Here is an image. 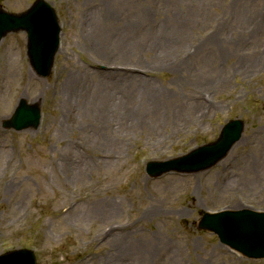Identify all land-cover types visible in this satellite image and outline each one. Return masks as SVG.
Listing matches in <instances>:
<instances>
[{
  "label": "rangeland",
  "instance_id": "obj_1",
  "mask_svg": "<svg viewBox=\"0 0 264 264\" xmlns=\"http://www.w3.org/2000/svg\"><path fill=\"white\" fill-rule=\"evenodd\" d=\"M45 1L62 31L46 77L25 32L0 40V255L264 264L198 229L208 211H264V0ZM20 99L39 106V125L3 128ZM233 119L240 137L211 167L148 174Z\"/></svg>",
  "mask_w": 264,
  "mask_h": 264
},
{
  "label": "water",
  "instance_id": "obj_2",
  "mask_svg": "<svg viewBox=\"0 0 264 264\" xmlns=\"http://www.w3.org/2000/svg\"><path fill=\"white\" fill-rule=\"evenodd\" d=\"M19 30L27 33V53L31 66L40 76L46 77L59 47L60 27L54 9L45 0H35L26 11L18 14L0 8V40L6 33ZM39 121V106L21 99L13 115L3 121V127L19 131L35 128ZM242 125L239 119L231 120L223 126L216 141L164 163H148V174L157 176L169 171L194 172L211 167L225 156L240 137ZM198 228L217 234L223 244L247 258H264V211L241 209L204 213ZM0 264H36V258L29 249H17L1 254Z\"/></svg>",
  "mask_w": 264,
  "mask_h": 264
},
{
  "label": "bare ground",
  "instance_id": "obj_3",
  "mask_svg": "<svg viewBox=\"0 0 264 264\" xmlns=\"http://www.w3.org/2000/svg\"><path fill=\"white\" fill-rule=\"evenodd\" d=\"M197 105H198V104L194 102L193 107H194V106H197ZM119 118H120V120H121L122 117L119 115ZM123 235H125V233H121V234H117V235H116V236L118 237V238H117V242H118V243L116 244L117 247H120V246L122 245V243H119V242H121V239H120V238H121Z\"/></svg>",
  "mask_w": 264,
  "mask_h": 264
}]
</instances>
